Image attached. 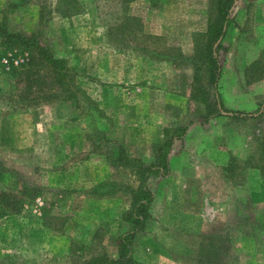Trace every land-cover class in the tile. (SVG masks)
Returning a JSON list of instances; mask_svg holds the SVG:
<instances>
[{
    "label": "rangeland",
    "instance_id": "rangeland-1",
    "mask_svg": "<svg viewBox=\"0 0 264 264\" xmlns=\"http://www.w3.org/2000/svg\"><path fill=\"white\" fill-rule=\"evenodd\" d=\"M248 1L220 49V93L228 110L261 113L205 122L193 89L208 85L195 71L212 0H0V35H38L88 100L17 106L0 66V203L13 211L0 207V264L117 257L139 185L118 155L149 164L170 139L134 259L264 264V0Z\"/></svg>",
    "mask_w": 264,
    "mask_h": 264
},
{
    "label": "trees",
    "instance_id": "trees-1",
    "mask_svg": "<svg viewBox=\"0 0 264 264\" xmlns=\"http://www.w3.org/2000/svg\"><path fill=\"white\" fill-rule=\"evenodd\" d=\"M131 1L124 0L125 3ZM149 1L157 4L158 0ZM237 1L212 0L208 30L206 35L202 36L204 52L200 55L202 60L200 66L196 67L195 82L201 83L200 72L205 67L208 85H196L193 89L195 91L193 97L197 100L196 94H198L199 99L208 104L210 112L205 122L217 115L233 119H251L258 117L261 113L260 111L251 114L228 110L224 106L220 93V79L223 73L220 49L229 27L234 23L232 14ZM0 36L2 38L0 66L11 79L12 93L15 92L13 97L18 103L17 106L27 108L48 103H74L80 108L84 101L88 102L85 97H82L83 92L76 84L75 75L67 61L57 58L39 41L38 35L3 31ZM197 49L199 50L200 46H197ZM172 146L173 139L158 145L154 161L149 164L131 161L123 152L119 153L116 164L132 167L134 175L139 180V185L131 188V210L125 215L129 233L119 240L117 257L102 255L82 264H143L132 255L133 238L135 233L144 230L151 218L154 196L148 187V180L153 177H165L171 172L169 154ZM11 205L8 201L0 203L4 212H13Z\"/></svg>",
    "mask_w": 264,
    "mask_h": 264
},
{
    "label": "crops",
    "instance_id": "crops-1",
    "mask_svg": "<svg viewBox=\"0 0 264 264\" xmlns=\"http://www.w3.org/2000/svg\"><path fill=\"white\" fill-rule=\"evenodd\" d=\"M243 2H245V0H238L237 1V4H236V6H235V9H234V11H233V14H232V18H233V20H234V22L236 21V18H235V15H236V13L239 11V13H241V12H245L246 11V9H247V12H248V8H249V6H250V1H248V4H247V8H244L243 7ZM258 13H259V11H258ZM228 35V34H227ZM225 106V105H224ZM226 108V107H225Z\"/></svg>",
    "mask_w": 264,
    "mask_h": 264
}]
</instances>
